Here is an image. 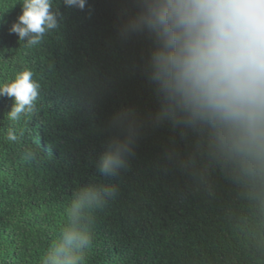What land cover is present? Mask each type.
I'll list each match as a JSON object with an SVG mask.
<instances>
[{"label":"trees","instance_id":"trees-1","mask_svg":"<svg viewBox=\"0 0 264 264\" xmlns=\"http://www.w3.org/2000/svg\"><path fill=\"white\" fill-rule=\"evenodd\" d=\"M21 2L0 0V83L27 68L41 89L18 121L6 117L14 98L0 96V264H41L72 195L101 183L120 192L94 213L86 264H264V215L209 159L202 137L153 122L152 41L119 33L134 0H88L84 11L55 0L60 27L31 48L9 32ZM121 109L141 131L127 165L104 177L108 122Z\"/></svg>","mask_w":264,"mask_h":264},{"label":"clouds","instance_id":"clouds-1","mask_svg":"<svg viewBox=\"0 0 264 264\" xmlns=\"http://www.w3.org/2000/svg\"><path fill=\"white\" fill-rule=\"evenodd\" d=\"M136 11L119 25L124 39L147 35L152 48L146 75L160 100L153 117L202 137L209 159L242 188L264 215V0H134ZM84 11L88 0H63ZM11 24L26 47L40 45L60 27L55 0H22ZM24 69L0 83V96L14 98L7 119L33 113L41 84ZM111 131L98 171L119 174L135 154L141 123L131 109L111 116ZM20 135H23L21 133ZM7 141L17 142L9 129ZM117 184H88L71 198L66 222L41 264H86L93 243L94 213L118 197Z\"/></svg>","mask_w":264,"mask_h":264}]
</instances>
